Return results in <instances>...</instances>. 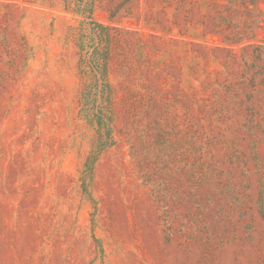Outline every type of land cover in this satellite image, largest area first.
Returning <instances> with one entry per match:
<instances>
[{
  "label": "rangeland",
  "instance_id": "1",
  "mask_svg": "<svg viewBox=\"0 0 264 264\" xmlns=\"http://www.w3.org/2000/svg\"><path fill=\"white\" fill-rule=\"evenodd\" d=\"M0 264H264V0H0Z\"/></svg>",
  "mask_w": 264,
  "mask_h": 264
}]
</instances>
